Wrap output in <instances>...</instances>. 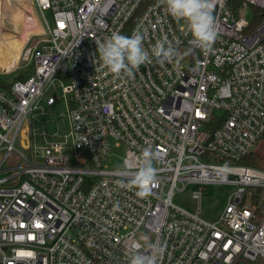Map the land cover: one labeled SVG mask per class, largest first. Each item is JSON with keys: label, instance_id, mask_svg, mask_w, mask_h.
<instances>
[{"label": "built area", "instance_id": "1", "mask_svg": "<svg viewBox=\"0 0 264 264\" xmlns=\"http://www.w3.org/2000/svg\"><path fill=\"white\" fill-rule=\"evenodd\" d=\"M26 3L44 24L16 62L34 74L0 87V264H129L134 244L162 247L158 264L264 259V170L237 164L264 137V0H216L206 52L160 0ZM137 30L150 55L167 38L180 56L116 77L97 45ZM114 142L126 147L123 168L105 165ZM148 147L157 178L140 198L116 181ZM222 183L239 189L217 222L173 203L188 186L200 201Z\"/></svg>", "mask_w": 264, "mask_h": 264}, {"label": "clouds", "instance_id": "2", "mask_svg": "<svg viewBox=\"0 0 264 264\" xmlns=\"http://www.w3.org/2000/svg\"><path fill=\"white\" fill-rule=\"evenodd\" d=\"M160 3L171 17L185 22L186 30L191 35L192 48L205 52L212 48L218 37L214 16L216 0H160ZM143 40L144 36L139 30L134 31L131 36L112 32L110 37L97 45L103 67L116 77L124 75L131 78L141 65L151 63L152 57L156 58L157 63L164 65L172 63L180 56L167 38L158 40L152 46L151 55L145 49ZM155 160L156 154L150 147L143 149L133 166L127 161L124 162V171L131 175L117 180V185L121 188L135 187L138 189V197H147L151 186L156 183L157 168L153 163ZM131 251L129 264H158V254L163 252V248L151 246L150 250L141 251L140 245L134 244Z\"/></svg>", "mask_w": 264, "mask_h": 264}, {"label": "rangeland", "instance_id": "3", "mask_svg": "<svg viewBox=\"0 0 264 264\" xmlns=\"http://www.w3.org/2000/svg\"><path fill=\"white\" fill-rule=\"evenodd\" d=\"M24 3V7L27 9L28 5L26 2ZM4 4L6 8L3 10V33H6L8 30L10 34H4L2 36L6 39V41L3 43V48L0 51V77L5 79L6 81H13L16 77L20 75L21 72L24 71L22 68L15 69L16 67V60L18 59V56L20 54V47L22 44L27 43V40L31 37L30 35L33 33L28 34L30 30V23H28V15L25 14V12L22 11L21 6L13 4L10 6ZM20 8V9H19ZM6 10V11H5ZM35 15L37 18L38 23L44 24V19L41 13L38 11V9H35ZM19 13V14H18ZM21 14V15H20ZM26 15V16H25ZM31 16V15H30ZM1 17V16H0ZM23 18L24 21V30L22 32L23 36H16L15 32L13 30L15 29V19L17 18ZM31 17H29L30 19ZM50 20V17H48ZM31 22V19H30ZM27 23V24H26ZM30 25V26H29ZM41 28V26H39ZM2 27L0 28V35L2 33ZM11 31V32H10ZM15 31V30H14ZM27 31V32H26ZM13 32V33H12ZM12 34V35H11ZM30 36V37H29ZM1 38V36H0ZM26 39V40H25ZM35 40V37L33 38ZM7 45V46H5ZM15 60V61H14ZM14 62L15 64L9 68L11 63ZM58 78L64 83H68L67 77L64 76H58ZM62 92V88L59 89V93ZM56 94V92L54 93ZM45 110L48 112L45 116H41V118L44 120H47L49 118V108L45 106L44 103H42ZM55 113L62 114L65 113L66 108L65 104L60 106L59 104L55 105L51 109ZM52 123H48L46 128L49 132H54L57 129L63 131L64 126L61 122V124L57 125H51ZM40 126V124H38ZM259 146L256 148L257 151H259V154L264 157V148L261 142H259ZM125 145L119 144V143H112L111 151L109 153V156L106 160V166L109 169H116V168H123V159L125 156ZM72 166L77 167H85L84 165H81L74 160H71ZM252 167V166H251ZM264 169V164H261L259 167ZM197 188V186H188L183 191H177L174 198L173 203L181 207L189 212H195L198 207L201 209V217L207 222H217L219 221L221 215L223 214L231 196L239 189V186L233 185V184H209L205 187V192L200 201H197L193 198V190ZM244 264V263H243ZM254 264H264V260H261L259 262H255Z\"/></svg>", "mask_w": 264, "mask_h": 264}, {"label": "trees", "instance_id": "4", "mask_svg": "<svg viewBox=\"0 0 264 264\" xmlns=\"http://www.w3.org/2000/svg\"><path fill=\"white\" fill-rule=\"evenodd\" d=\"M34 66H30L28 69L24 70L23 72L20 73V75L18 77H16L13 81L9 82L6 81L5 79L0 77V87L2 88H9L11 86V84L17 80H27L28 78H30L33 74H34ZM261 144L263 145L264 148V137L261 140ZM260 144H258L259 146ZM257 146V147H258ZM238 165L240 166H245V167H251V168H255V169H259V170H264L261 168H256L259 167L261 164H264V157L261 156L259 154V151H257L256 149L250 153L249 155H247L245 158L241 159L240 161L237 162ZM264 260V259H260L257 262ZM256 262V263H257ZM255 262H248L245 261L244 264H254ZM243 264V263H241Z\"/></svg>", "mask_w": 264, "mask_h": 264}, {"label": "bare ground", "instance_id": "5", "mask_svg": "<svg viewBox=\"0 0 264 264\" xmlns=\"http://www.w3.org/2000/svg\"><path fill=\"white\" fill-rule=\"evenodd\" d=\"M23 2H26V0H0V28L2 27V29H3V27H4V25H3V10H4V8H6L5 6H4V4L5 3H7L6 5H8V3L10 4V6L11 5H13V4H16V5H19V6H21V9H22V11H25V14L26 15H28V12L26 11L27 9L24 7V3ZM20 9V8H19ZM6 11V10H5ZM19 14V13H18ZM21 15V14H20ZM25 15V16H26ZM30 15V14H29ZM26 19V18H25ZM25 19H21V18H17V19H15L16 21H15V31L13 30V32H15V34H16V36H23L22 35V32L24 31V21H25ZM29 19V18H28ZM26 22V21H25ZM27 24V23H26ZM30 26V25H29ZM31 30H33V29H31ZM3 31H4V29L2 30V33H1V38H0V51H1V49L3 48V43L6 41V39L5 38H3L2 36H4V34H7V36H8V34H10L9 33V31L7 30L6 31V33H3ZM11 32V31H10ZM12 32V33H13ZM27 32V31H26ZM12 35V34H11ZM25 44H26V42H25ZM25 44H23V46H22V48L20 49V53H21V51H22V49H23V47L25 46ZM19 56H20V54H19ZM19 56H18V58H19ZM18 60V59H17ZM17 60H16V62H17ZM15 62V63H16ZM14 62L13 63H11V65L9 66V68L10 67H12L14 64H15Z\"/></svg>", "mask_w": 264, "mask_h": 264}, {"label": "crops", "instance_id": "6", "mask_svg": "<svg viewBox=\"0 0 264 264\" xmlns=\"http://www.w3.org/2000/svg\"><path fill=\"white\" fill-rule=\"evenodd\" d=\"M28 0H26V2H27ZM27 12H28V18L29 17H31L30 19H31V22H30V19H28V23H30V25H31V23H32V25L30 26V30H29V32H28V34H31V33H33V31H36L37 29H38V27H39V23H38V21H37V18L35 17V15H34V12L32 11V10H30L29 8L26 10ZM23 12H25V11H23ZM31 16H30V15ZM31 29H33V30H31ZM24 30H26V29H24ZM26 40V39H25ZM26 45V44H25ZM5 46H7V45H5ZM22 46H23V44H22ZM22 46L20 47V49L22 48ZM15 61V60H14ZM13 63V62H12Z\"/></svg>", "mask_w": 264, "mask_h": 264}]
</instances>
